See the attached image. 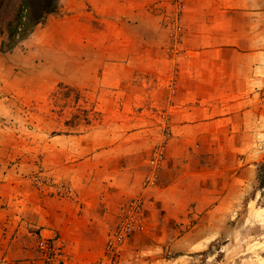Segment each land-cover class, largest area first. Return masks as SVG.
<instances>
[{"label": "crops", "instance_id": "0c3cea01", "mask_svg": "<svg viewBox=\"0 0 264 264\" xmlns=\"http://www.w3.org/2000/svg\"><path fill=\"white\" fill-rule=\"evenodd\" d=\"M58 87L82 96L56 105ZM263 115L264 0H59L0 51V264H45L42 238L92 264L141 192L117 264L155 257L230 187Z\"/></svg>", "mask_w": 264, "mask_h": 264}, {"label": "rangeland", "instance_id": "374dc122", "mask_svg": "<svg viewBox=\"0 0 264 264\" xmlns=\"http://www.w3.org/2000/svg\"><path fill=\"white\" fill-rule=\"evenodd\" d=\"M9 44L8 33L3 30L0 48L4 51H0H9ZM80 96L82 92L58 87L51 98L56 97L54 103L66 107L69 99ZM254 120L257 122L252 126V133L244 134L242 144L236 148L240 164L230 187L222 190L220 200L202 213L189 212L181 224L184 226L168 237L166 248L155 251V257L142 264H264V188L257 178L258 166L264 161V115ZM40 240L37 242L39 258L45 264H56L62 252L58 254L50 240L52 250H42ZM171 240L177 242L170 245ZM124 246L110 259L102 260L101 253L92 264H117Z\"/></svg>", "mask_w": 264, "mask_h": 264}, {"label": "trees", "instance_id": "16d2710c", "mask_svg": "<svg viewBox=\"0 0 264 264\" xmlns=\"http://www.w3.org/2000/svg\"><path fill=\"white\" fill-rule=\"evenodd\" d=\"M58 8L59 0H0V35L7 31L8 48L26 38L48 15L56 14ZM258 167L257 178L264 188V161Z\"/></svg>", "mask_w": 264, "mask_h": 264}, {"label": "built area", "instance_id": "2783aa9c", "mask_svg": "<svg viewBox=\"0 0 264 264\" xmlns=\"http://www.w3.org/2000/svg\"><path fill=\"white\" fill-rule=\"evenodd\" d=\"M164 159V147L160 145L156 147L152 155L148 159V164L150 171L146 174L144 180L142 181V189L154 186L158 180L157 170L160 167L161 162ZM143 192L139 196L133 197L127 201V203L122 207L120 220L116 225L114 231L112 232L109 240L106 242L105 248L102 252V260L110 259L115 253H118L119 247L126 243L131 234L138 229L141 224L142 214H143ZM52 242L51 239H42L39 242L40 248L44 251L52 250L49 244ZM53 244V243H52ZM58 254H60V248L56 247Z\"/></svg>", "mask_w": 264, "mask_h": 264}]
</instances>
